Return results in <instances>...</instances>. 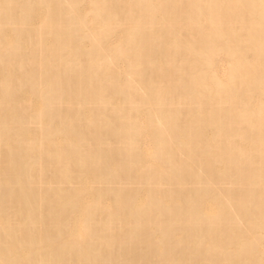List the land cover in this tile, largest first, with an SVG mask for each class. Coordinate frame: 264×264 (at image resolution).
Returning a JSON list of instances; mask_svg holds the SVG:
<instances>
[{
    "label": "bare ground",
    "instance_id": "bare-ground-1",
    "mask_svg": "<svg viewBox=\"0 0 264 264\" xmlns=\"http://www.w3.org/2000/svg\"><path fill=\"white\" fill-rule=\"evenodd\" d=\"M0 264H264V0H0Z\"/></svg>",
    "mask_w": 264,
    "mask_h": 264
}]
</instances>
